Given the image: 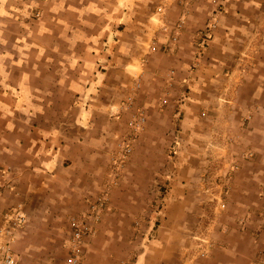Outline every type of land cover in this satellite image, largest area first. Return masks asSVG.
<instances>
[{"label": "rangeland", "instance_id": "1", "mask_svg": "<svg viewBox=\"0 0 264 264\" xmlns=\"http://www.w3.org/2000/svg\"><path fill=\"white\" fill-rule=\"evenodd\" d=\"M213 1L215 6L212 11H222L224 0ZM35 16H39L38 12ZM183 21L180 17L172 20L162 18L160 25L165 23L168 26L166 33H169L181 24L180 32ZM216 23L215 17L211 16L203 26L194 30V60L207 56L206 48L211 43ZM204 32L207 33L205 40L200 41ZM239 47L237 43L232 45L235 51ZM248 53L237 52L234 56L235 64L243 63L236 69H240L241 75L249 74L253 67L256 53ZM244 59L252 60L245 65ZM154 70L159 73L162 68L158 66ZM230 70L225 68L223 75L229 76ZM148 72L143 67L137 74H132L129 81L121 85L120 89L123 88L116 101H84L82 106L92 113L85 120L92 126L87 130L75 126L85 122L81 117L74 116L75 101L59 99L55 106L48 109L42 106L43 103L46 106L47 100H39V115L31 117L39 125V131H24L18 136L40 139L45 148L39 149V161L47 158L50 149H53L52 156L56 155L65 164L56 171L53 180L35 176L32 179L31 176L27 177L30 181L23 179L19 183L9 178L16 166L0 160V195L10 192L9 195L4 194L0 201V264H3L6 252L13 254L15 264H68L72 219L89 223L92 228V232L84 236L77 264L210 263V256L214 249L220 248L221 241L220 238L213 239L211 232L227 231L225 225L231 219L238 223L239 229L251 236L253 234L254 239L264 237V193L245 198L232 193L234 197H231V191H238L241 185V181L239 185L237 182L238 163L230 160L232 163L223 170L220 164V160H224L223 150L218 148L215 149L214 159H211L214 163H210L213 152L210 151L207 116L214 107H241L238 98L243 89L235 85L233 99L229 101L227 81L220 87L204 84L198 86L199 95L194 98L196 94H189L192 90L186 80H178L184 83L180 88L175 82H164L163 73L158 74L160 82L157 89H151L142 80V75H148ZM163 85L166 86L164 89ZM179 90L181 94H176ZM94 103L95 106L100 105V110L94 107ZM103 104L104 111L101 109ZM170 104H174L171 111L177 110L176 118L151 116L150 111L154 109L164 114ZM187 109L198 110V116L204 121L202 129L197 127L198 134L194 133V137L197 135L204 140L205 161L193 166L198 171L188 169L191 174L184 173L178 163V144L181 135H185L180 120ZM95 111L98 112L97 117L93 114ZM112 121L114 129L108 133L109 139L102 132L106 138L103 145L77 146L78 137L90 141L91 137H95V127ZM239 132L232 133L233 143ZM52 138L54 141L50 142ZM47 146L49 149L45 151ZM236 153L237 148H233L230 158L234 159ZM261 154L262 162L257 169L261 171L264 183V147ZM249 155L252 153L249 152ZM44 167L39 162L31 168H37L35 172H43L41 169ZM35 179L36 185L30 188V182ZM244 201L251 202L247 208L253 207L252 211L248 209L243 213L236 206L231 207L232 203L245 204ZM16 207L25 214L24 222L18 226L6 222V214ZM174 223H185L190 229L188 235L183 236L184 241L175 237ZM6 229H10L11 233H6ZM179 252L183 260L176 258L180 256ZM239 264H264V251L253 253Z\"/></svg>", "mask_w": 264, "mask_h": 264}, {"label": "crops", "instance_id": "2", "mask_svg": "<svg viewBox=\"0 0 264 264\" xmlns=\"http://www.w3.org/2000/svg\"><path fill=\"white\" fill-rule=\"evenodd\" d=\"M213 2L0 0V160L16 166L9 178L19 183L23 179L30 181L27 177L31 176L32 179L35 176L47 181L53 180L56 171L64 167L63 161L57 159L56 155L52 156L55 152L53 149H50L47 158L39 161V149L45 148L39 138L23 139L18 136V133L24 131H39V125L31 118L39 115V100L46 99V106L44 103L42 106L48 109L55 106L59 99L73 100L76 106L74 116L85 121L87 115L91 116L92 113H88L82 106L84 101H116L123 88L120 89L121 85L144 67L149 74H143L142 80L151 89H157L160 82L158 74L162 73L164 82L168 81L170 84L172 81L173 84L180 85V88L184 83L178 80H186L192 90L189 94H196L194 98L199 95L198 86L204 84L220 87L227 81L229 101L233 99L235 85L243 89L238 98L241 107H214L213 112L210 111L207 116L210 124V151L213 152L210 154V163H214L211 159H214L215 149L223 150L224 160H220L223 170L232 163L230 160H235L239 165L237 182L239 185L241 181V185L238 191L232 189L234 191H231V195L237 194L241 198L262 195L264 183L257 165L262 162L264 147V0H224L223 10L217 12L212 11L215 6ZM159 6L164 9L161 14L156 12ZM37 12L39 16H35ZM211 16L215 17L217 23L211 43L206 48L207 56L194 60V30L203 26ZM178 17L184 20L183 28L172 47L164 51L163 42L168 33L159 29L160 19L172 20ZM155 34L159 37L153 51L149 49V45ZM233 43L241 46L239 51L232 48ZM253 51L256 55L252 70L249 74L241 75L240 69H236L243 66V63L235 64L234 56L237 52L243 54ZM249 60L252 59L242 61L246 65ZM158 66L162 70L156 73L154 68ZM167 68L169 70L166 72ZM225 68L232 70L228 71L229 76L224 74L227 78L222 73ZM181 92L176 91V94ZM99 106L94 103L96 109ZM172 106L174 104H170L164 114L157 113L155 109L150 114L159 119L162 115L167 118L170 116V119L176 118L177 110L171 111ZM101 109L104 111V104ZM95 112L93 114L97 117L98 112ZM104 113L101 115L104 116ZM182 116L184 118L180 123L185 135H181V142L178 144V163L184 173L191 174L187 172L188 169L191 172L198 171L193 166H199L205 161L202 147L204 140L197 135L194 137L197 127L202 129L204 121L198 116V110L194 109L183 111ZM75 126L80 130L92 128L86 121L83 125ZM98 126L93 130L94 138L85 141L78 137L77 146L103 145L106 138L102 132L109 139L108 133L114 129V123L112 121ZM235 131H240V135L233 143L232 133ZM49 141L53 142L54 138ZM233 148H237L238 153L231 159L229 153ZM48 149L47 146L45 151ZM39 162L45 166L41 169L44 173L35 172L37 168H31ZM250 164L253 167L249 168ZM35 182L36 179L30 182V188L36 185ZM8 193L10 194L2 193L0 201ZM244 202L245 204L239 202L238 205L232 203L231 207L236 206L243 213L248 209L252 211L253 207L247 208L251 202ZM27 214L29 215L28 209ZM225 226V232H211L213 239H221L220 248L214 249L210 263L207 261L206 264H237V261L239 264L253 253L264 251V237L254 239L253 234L251 236L239 229L234 219ZM172 228L176 230L175 237L182 241L185 240L183 236L190 231L185 223H174ZM179 255L176 258L183 260L180 252Z\"/></svg>", "mask_w": 264, "mask_h": 264}, {"label": "built area", "instance_id": "3", "mask_svg": "<svg viewBox=\"0 0 264 264\" xmlns=\"http://www.w3.org/2000/svg\"><path fill=\"white\" fill-rule=\"evenodd\" d=\"M163 7L159 6L156 9V12L159 14L163 13ZM178 26L172 31L169 32L167 35L166 40L163 42V50L167 51L172 47V44L177 40L178 34H179V27L181 24H177ZM159 29L162 31L167 32L166 30L168 29V26L165 23H161L159 26ZM207 35L206 32L203 33L201 36V40H205V36ZM159 35L155 34L152 38V43L149 45L150 50H155L156 49V41L158 40ZM164 89V86L162 87ZM6 222L12 223L13 225H20L21 223L24 222L25 220V214L21 210V208H14L12 212L6 214ZM91 224L89 223H82L81 221L73 220L71 221V227L72 231L70 234L71 237V249L70 253L68 254L67 257V262L68 264H77V262L80 259L81 253H82V246H83V239L85 235H89L92 232V228L90 226ZM6 233L10 234L11 231L10 229H6ZM1 247H4L2 245ZM3 264H15V257L13 256L12 253L6 252L3 258ZM123 264V263H121Z\"/></svg>", "mask_w": 264, "mask_h": 264}]
</instances>
